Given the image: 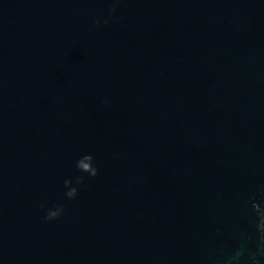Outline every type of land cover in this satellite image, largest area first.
I'll list each match as a JSON object with an SVG mask.
<instances>
[{
  "label": "water",
  "instance_id": "obj_1",
  "mask_svg": "<svg viewBox=\"0 0 264 264\" xmlns=\"http://www.w3.org/2000/svg\"><path fill=\"white\" fill-rule=\"evenodd\" d=\"M113 3L0 0V264H223L254 232L264 0Z\"/></svg>",
  "mask_w": 264,
  "mask_h": 264
},
{
  "label": "clouds",
  "instance_id": "obj_2",
  "mask_svg": "<svg viewBox=\"0 0 264 264\" xmlns=\"http://www.w3.org/2000/svg\"><path fill=\"white\" fill-rule=\"evenodd\" d=\"M120 0H114L113 6L109 9L108 19H103L105 25L108 24L109 19L114 18L116 12V4ZM101 23V19H95L93 24L98 26ZM77 170L86 174L90 178H94L98 174V169L94 164L93 157L91 155H83L76 162ZM84 176H78L75 179L76 185L84 184ZM73 181L67 179L63 183V187L67 189L64 193L68 200H73L77 196V187L72 186ZM41 210H45L43 204L40 205ZM250 208L254 214V232L250 237L245 238V242L237 248L232 249L229 252L223 254V264H264V207H262L255 200L250 201ZM64 213L63 205H56L54 209H47L45 211L44 219L46 221H53L58 219Z\"/></svg>",
  "mask_w": 264,
  "mask_h": 264
}]
</instances>
